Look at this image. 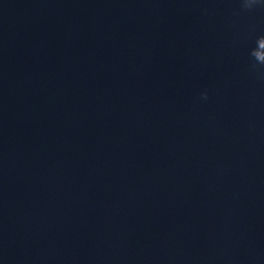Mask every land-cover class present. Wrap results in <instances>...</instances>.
Here are the masks:
<instances>
[{
    "label": "water",
    "instance_id": "obj_1",
    "mask_svg": "<svg viewBox=\"0 0 264 264\" xmlns=\"http://www.w3.org/2000/svg\"><path fill=\"white\" fill-rule=\"evenodd\" d=\"M0 264H264V0H0Z\"/></svg>",
    "mask_w": 264,
    "mask_h": 264
},
{
    "label": "clouds",
    "instance_id": "obj_2",
    "mask_svg": "<svg viewBox=\"0 0 264 264\" xmlns=\"http://www.w3.org/2000/svg\"><path fill=\"white\" fill-rule=\"evenodd\" d=\"M206 95V94H205Z\"/></svg>",
    "mask_w": 264,
    "mask_h": 264
}]
</instances>
